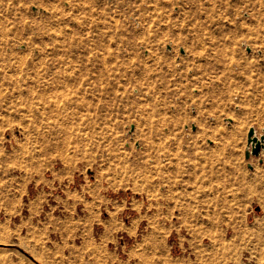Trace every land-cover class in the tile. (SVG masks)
Listing matches in <instances>:
<instances>
[{"label":"rangeland","instance_id":"374dc122","mask_svg":"<svg viewBox=\"0 0 264 264\" xmlns=\"http://www.w3.org/2000/svg\"><path fill=\"white\" fill-rule=\"evenodd\" d=\"M251 127L264 0H0V264H264Z\"/></svg>","mask_w":264,"mask_h":264},{"label":"water","instance_id":"95a60500","mask_svg":"<svg viewBox=\"0 0 264 264\" xmlns=\"http://www.w3.org/2000/svg\"><path fill=\"white\" fill-rule=\"evenodd\" d=\"M263 149L264 135L259 137L255 127H251L248 132L246 157L249 159L251 154L259 157Z\"/></svg>","mask_w":264,"mask_h":264},{"label":"bare ground","instance_id":"6f19581e","mask_svg":"<svg viewBox=\"0 0 264 264\" xmlns=\"http://www.w3.org/2000/svg\"><path fill=\"white\" fill-rule=\"evenodd\" d=\"M124 43H125V42L123 41V44H122L123 46H125V44H124ZM231 63H232V62H231ZM30 87H31V86H30ZM31 88H32V87H31Z\"/></svg>","mask_w":264,"mask_h":264}]
</instances>
